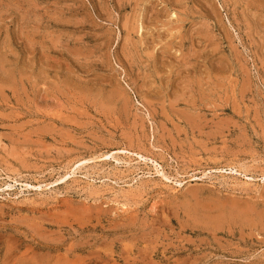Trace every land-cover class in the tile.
<instances>
[{
	"label": "rangeland",
	"instance_id": "rangeland-1",
	"mask_svg": "<svg viewBox=\"0 0 264 264\" xmlns=\"http://www.w3.org/2000/svg\"><path fill=\"white\" fill-rule=\"evenodd\" d=\"M0 264H264V0H0Z\"/></svg>",
	"mask_w": 264,
	"mask_h": 264
},
{
	"label": "bare ground",
	"instance_id": "bare-ground-1",
	"mask_svg": "<svg viewBox=\"0 0 264 264\" xmlns=\"http://www.w3.org/2000/svg\"><path fill=\"white\" fill-rule=\"evenodd\" d=\"M112 157H113V156H112ZM91 161H93V160H91ZM91 161H90V162H91ZM87 162H88V161H87ZM83 164H84V163H83ZM75 172H76V171H75ZM71 174H72V173H71ZM72 175H73V174H72ZM67 178H69L68 175H67V176H64L63 180H66ZM69 179H70V178H69ZM61 180H62V179H61ZM7 186H8V185H7ZM50 186H52V185H50ZM9 187H10V186H9ZM38 187H39V186H38ZM47 187H48V186H47ZM47 187H46V188H47ZM39 188H41V186H40ZM42 188H43V186H42ZM44 188H45V187H44ZM7 189H8V187H7ZM261 215H262V214H261ZM262 219H263V218H262ZM250 220H251V219H250Z\"/></svg>",
	"mask_w": 264,
	"mask_h": 264
}]
</instances>
